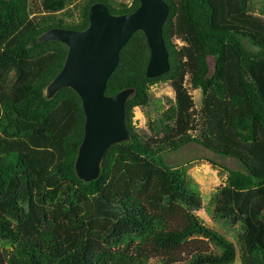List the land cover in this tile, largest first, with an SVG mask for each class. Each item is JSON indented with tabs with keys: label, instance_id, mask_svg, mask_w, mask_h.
I'll return each instance as SVG.
<instances>
[{
	"label": "trees",
	"instance_id": "16d2710c",
	"mask_svg": "<svg viewBox=\"0 0 264 264\" xmlns=\"http://www.w3.org/2000/svg\"><path fill=\"white\" fill-rule=\"evenodd\" d=\"M41 1L45 14L36 19L29 0H0V264H102L110 236L142 228L137 251L115 253L110 264H144L152 255L161 264H230L233 244L179 212L194 193L185 166L168 165L164 154L190 143L238 162L237 169L222 166L228 179L218 191L220 208L239 213L245 225L242 264H264V19L249 12V0H165L170 68L158 78L146 75L145 34L133 33L106 87L107 95L134 88L125 107L131 137L107 150L91 181L76 172L86 123L80 96L70 87L46 95L68 45L39 37L52 27L86 29L96 2L114 14L140 2ZM66 9L69 16L78 9L80 20L56 16ZM158 81L172 84L176 103L160 119L164 136L150 143L135 130L134 109L149 105ZM187 81L204 95L200 115ZM195 235L212 240L221 254Z\"/></svg>",
	"mask_w": 264,
	"mask_h": 264
},
{
	"label": "water",
	"instance_id": "95a60500",
	"mask_svg": "<svg viewBox=\"0 0 264 264\" xmlns=\"http://www.w3.org/2000/svg\"><path fill=\"white\" fill-rule=\"evenodd\" d=\"M139 2L134 11L123 14H114L105 3L96 2L90 8L86 29L52 27L39 37L40 41H62L69 48L63 67L46 88V95L52 98L61 89L70 87L82 100L86 123L76 172L84 181L98 178L107 150L131 137L125 107L134 88L107 95L106 87L119 65L121 50L133 33L140 30L145 34L150 49L148 78H158L170 68L163 34L169 6L165 0Z\"/></svg>",
	"mask_w": 264,
	"mask_h": 264
},
{
	"label": "rangeland",
	"instance_id": "374dc122",
	"mask_svg": "<svg viewBox=\"0 0 264 264\" xmlns=\"http://www.w3.org/2000/svg\"><path fill=\"white\" fill-rule=\"evenodd\" d=\"M115 2L132 4V0H115ZM29 3L33 10L31 17L38 19L44 16L41 0H29ZM69 9H73V6H69ZM248 9L251 14L264 19V0H249ZM66 11L68 9L56 13V16L63 17L67 23H77L80 20L78 9H74L73 16L67 15ZM177 38L175 41L179 45L183 44L182 40ZM208 64L213 70L215 67L213 56L208 57ZM185 84L194 99L196 113L200 115L204 95L200 89H193L188 81ZM150 96L151 100L148 106L134 109L133 121L135 130L146 142L152 143V138L158 140L165 134V131L159 126V122L163 112L176 103V92L170 82L158 81L150 87ZM164 159L170 166H185L188 178L187 185L194 193V201L184 202L182 204L184 211L179 210V212L184 213L186 210L193 218L222 234L233 244L234 256L230 264H242V256L246 251L245 236L247 232L245 225L239 213L223 211L222 206L220 208L221 202L218 198V191L227 183L228 179V171L222 166L237 169L239 167L238 162L232 157L218 155L198 143H190L177 151H167L164 154ZM103 215L106 222L111 224L107 215ZM146 232V228H142L140 232L134 231L125 236H110L106 243L109 253L104 257L102 264H110V258L115 253L129 250L136 252L138 247L144 243ZM192 238L197 239L198 243L203 242L208 251L221 254V248L212 240H208L202 235H195ZM182 258L188 260L190 254L188 252L183 253ZM144 264H161V260L152 255Z\"/></svg>",
	"mask_w": 264,
	"mask_h": 264
}]
</instances>
